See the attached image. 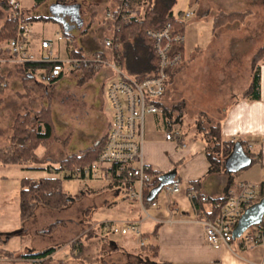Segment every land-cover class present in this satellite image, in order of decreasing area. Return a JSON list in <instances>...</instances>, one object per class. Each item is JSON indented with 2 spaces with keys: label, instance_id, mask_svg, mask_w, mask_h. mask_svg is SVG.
I'll list each match as a JSON object with an SVG mask.
<instances>
[{
  "label": "crops",
  "instance_id": "obj_1",
  "mask_svg": "<svg viewBox=\"0 0 264 264\" xmlns=\"http://www.w3.org/2000/svg\"><path fill=\"white\" fill-rule=\"evenodd\" d=\"M192 1L193 0H190L189 4H192ZM220 1L230 6V9L220 8L215 13L214 17L219 12L247 11L236 9L234 7V2L232 3L234 0ZM27 2H25L23 13L25 19L31 26V37L26 44L29 50L34 53L45 54V52L40 49V42L49 39L43 35L44 29L37 30L34 28L35 25H42L40 24L41 22H39L40 19L37 18L43 17L58 24L62 29V34L69 35L74 39L75 55L89 56L100 51L106 57L111 56V51L104 47L103 40L110 36L109 22L105 18V15L107 12L113 11L116 8L115 0H69L66 2L46 0L39 5H36L35 0H27ZM73 6L77 9L75 12L72 8ZM41 7L47 9L46 13H43L45 10ZM181 12L182 10H180L178 14ZM206 12L208 11L205 10L202 14L204 15ZM6 13L3 12L4 19L0 22V26L8 16V13ZM244 19L239 22L226 24L213 33L215 36H220L218 38H220L221 41H223L222 35H232L238 38L242 33L236 34V30H240L242 25L245 24ZM225 29H227L225 32L226 34L223 31ZM57 33L58 32H56V34ZM95 33L102 36L101 41L96 39L97 42H94L92 40V36ZM259 42L261 41L253 44L255 51L264 44ZM52 44L55 56L65 58L66 53L63 49V45L53 42ZM134 44L135 40H131L130 45L133 46ZM139 45L137 52L141 59L136 58V60L140 62V65H130L128 59L130 54H128V52L132 49L131 47H121L120 51L122 68L135 77L147 76L153 73L156 65L155 59L148 55L147 44H145V42H140ZM255 51L246 56L245 69L243 71H239L238 68H235L237 67L235 64L237 62L236 60L239 59L238 56H218L217 60L222 61L226 58L227 61L224 67H219L213 71L212 77L217 78L214 79V81L219 84L215 92V97L211 98L213 102L209 104L208 107L201 105L194 113H204L206 117V122H204L205 125L207 127L210 125H217L224 140L243 141L247 148L250 146L248 149L255 152L258 156L256 162L246 168L230 170V172H228V170L208 172L210 163L206 156L205 144L201 139V133H198L194 127H184L182 123L189 99L188 97L180 95H178V99H176L172 98L171 95V87H175V85L178 84L176 79L181 75L187 76L189 74L191 77L195 78L197 74L196 71L189 68L191 62H186L187 64L185 66L184 48H182V61L178 67L172 70L173 72L169 76L165 92L158 103L159 112L156 114H147L144 117L141 146V159L144 165L153 173V176L151 175L152 179L155 177L154 174L159 178L162 174L175 171L174 182L179 183L180 190L171 194L164 192L162 189L153 192V188L156 187L153 186L146 194V200L148 202H155L156 205L152 207L147 204L145 206V213L135 203L128 199L125 187L122 184H109L104 181L78 184L80 189L77 194L79 193L82 197H85L89 192H97L98 196L101 197V202H99L97 207L101 209L107 208L113 212L112 216L115 221L129 220L138 222L142 231V238L144 239V244L142 246L147 248L149 253L151 252L148 250V246L151 241H154L157 246V252L153 256V264H211L212 262H216L217 264H264V247H244L239 238L233 239L229 247L222 246L219 249H214L206 244L204 227L201 220L202 217L198 212L199 203L196 201L203 195L210 199L222 198L226 192L229 173L233 177V173L239 170H241V173L238 178L233 177V186L237 185L239 182H252L255 184L264 182V62L260 63L259 68L260 84L258 98L249 99L244 96L251 80V57ZM191 60L195 61L196 59L192 58ZM208 70L209 67L204 66L200 72L204 73L208 72ZM188 72L189 74H187ZM67 76H71L74 82L80 83L81 75L64 74L48 87L40 83H36V85H43L45 93L49 94L54 91H52L53 86L58 82L64 81ZM113 78V71L109 67H102L96 71L90 79L83 82L87 85L92 84L94 81L97 83V111L93 113L87 111L93 98L91 96L88 98L86 91L81 97V102H79L82 110H85L84 113L81 114L80 123L82 124H80V127L82 128L81 125H83L84 119H88L89 117L95 119L93 132H91V134L89 131L83 132L82 130L80 135L76 134V132L72 134L67 128L60 127L61 123L58 119L55 122L57 125H55L53 121L55 118L48 101L45 103L43 102V104L34 105L39 98L38 95H40V92H38L35 98L28 101V107L17 112L11 119L10 125L4 130V133H1L0 147L2 148L9 145L11 127L17 116L29 111H38L43 107L50 109V121L55 134L54 141L48 147H45L47 150L53 149L51 151L45 150L43 153L47 171H49V166L57 167L61 165V161L67 157L81 155L84 151L97 146L105 138L111 120V112L110 116H107L103 114L100 109L103 108L105 104L106 86ZM6 79L8 81L7 87H10V90L17 95L28 97L30 89L33 90L25 85L26 91H20L23 85L30 81V79H25L24 74L18 70L8 71ZM227 81L228 83L226 84ZM168 84H170L169 89H167ZM204 84L205 86L214 87V83L210 78L205 80ZM33 88H35V86ZM37 90L38 88L36 86V91ZM4 94L5 91L3 90L0 93V103L4 101ZM5 98L9 100L14 98V96L8 93ZM40 99H42V97ZM190 99H192V96H190ZM180 102L184 104L183 111H172ZM30 105L32 107H30ZM57 126L60 127V134H56ZM168 133L172 135L171 139H166V134ZM39 147H37L36 150L39 149ZM242 157L245 158L244 156ZM23 167L24 166H22V168ZM233 167L235 166L233 165ZM25 168L34 169L35 166H25ZM128 168V165L106 164L102 176L104 177L107 173L108 176L112 178H119L122 180ZM59 175L60 174L57 172V176ZM190 193L195 195L194 199H190ZM77 194L72 195L69 193L68 198L75 199L74 197ZM203 207L204 209L206 208L205 204H203ZM96 236V234H93L90 238L89 236L84 237V242L81 240L79 243L80 253L76 259H73L74 263L84 264V262L87 261L90 263L91 255L93 256L94 254V249L92 250L90 246L93 243L90 244V242L92 241L91 238ZM124 238L127 239H123L124 241L122 244L115 243L112 240L102 245L106 248L109 247V254H124V248L126 246L139 242V238L135 235L125 236ZM66 244L67 243L57 246L56 249L59 247L62 248V246ZM32 250H29V252ZM51 257L52 260H61L58 251ZM2 259L3 258H1V260ZM51 262L53 263V261ZM96 263L98 264V262Z\"/></svg>",
  "mask_w": 264,
  "mask_h": 264
},
{
  "label": "rangeland",
  "instance_id": "obj_2",
  "mask_svg": "<svg viewBox=\"0 0 264 264\" xmlns=\"http://www.w3.org/2000/svg\"><path fill=\"white\" fill-rule=\"evenodd\" d=\"M189 1L190 0H177L173 7V12L174 14H178V12L182 10V12L192 13L184 21V64L186 66V62H191L189 68L196 71L197 74L194 78L191 77L188 72L187 74L189 75H181L176 79L178 84L175 85V87H171V95L172 98L176 99H178V95L188 97L189 102L186 112H184L182 123L186 128L190 126L196 128L195 124H197L196 117L198 114H196V112L194 113V111L201 105L208 107V105L213 102L211 98L215 97V92L219 87L218 82L214 81V79L217 78L212 77L213 71L219 67H224L227 61L226 58L222 61L217 60L218 56H238L239 59L236 60V63L234 62L237 66L235 68H238L239 71H243L245 69L246 56L255 51L253 44L258 41H261L259 43H264V0L232 1L236 9L247 10L249 13L244 19L245 24L242 25L240 30H236V34H242L239 35L238 38L232 35H222L223 41L218 38L220 36L214 35L213 32L217 29L214 31L212 19L220 8L230 9V6H227V4H224V2L220 0H195V2L193 0L192 4H189ZM25 2H27V0H23V6H25ZM72 8L74 12L77 10L74 6ZM43 10H45L43 13H46L47 9L43 8ZM205 10L208 12L203 15L202 13ZM3 12L5 11L0 8V22L4 19ZM39 22H41L40 24L42 25H35L34 28L37 30L44 29L43 35L53 43H56V32L62 34V29L58 24H55L51 20H40ZM226 30L227 29L223 30L224 33ZM92 38L94 42H97V40L101 41L102 36L95 33ZM260 47H258V49ZM192 58L196 60L193 61L191 60ZM204 66H208L209 70L208 72L202 73L200 71ZM209 78L213 81L214 87L205 86L204 81ZM36 83L41 84L38 75H35L34 80L26 82L21 88L20 91L22 92H24V90L26 91L25 85L33 89H30L28 97L17 95L10 90V87L3 89L5 91V97L6 94L11 93L14 98L6 100L4 97V101L0 103V135L2 132L4 133V130L10 125L14 115L28 107V101L35 98L38 92H40V95H38L39 100L37 99L34 105L43 104V102L45 103L48 101L55 118L53 119L54 123L58 119L61 123L60 127L67 128L72 134L76 132V134L80 135L81 130L83 132L89 131L90 134L93 132V125L95 123L94 118L91 119V117H89L88 119H84L83 125H81L82 128L80 127V124H82L80 123L81 114L84 113L85 110H82L79 102H81V97L86 91L88 98H90V96L93 98L87 111L90 113L97 111L98 94L96 91L97 83L95 81L88 85L84 83L80 84L76 81L74 82L71 76H67L64 81L56 83L52 89V91H54H49V94L45 93L43 85L42 87L41 85H36ZM227 83L228 81L226 84ZM169 85L170 84L167 85V89L170 88ZM34 86L35 88H33ZM36 86L38 88L37 91ZM190 96H192V99H190ZM41 97L42 99H40ZM30 107L32 106L30 105ZM100 111L110 116L106 99ZM204 122H206V120H204L203 123ZM55 125H57V123H55ZM60 127L57 126L56 134H60ZM52 149L47 150L45 147L40 146L39 149L35 150V159L26 165L0 164V264H37L33 259L26 260L24 257L10 260L6 254L14 252L15 256L20 254L26 255L31 252L42 250L44 247H57L78 237L81 232L86 230L91 224L93 225L104 220H114L112 216L113 212L107 208L101 209L97 207L99 202H101V197L98 196V193L89 192L85 197H82L79 193L77 194L80 187L78 185L79 183L74 180H65L61 182V188L64 192L72 195L77 194L73 201L69 200L68 203L60 209H52L38 205L31 218L26 220L20 218L19 190L21 187V180L46 177L59 178L57 172L47 171L45 168V156H43V153L45 150L51 151ZM30 165L37 168H25V166ZM22 166L24 167L22 168ZM240 173L241 170L234 172L233 177L238 178ZM89 210L91 211L88 214L87 212H89ZM93 230L94 231L89 232L86 237L89 236L90 238L93 234L98 236L91 238L92 241L90 242V244L93 243L90 246L92 250L94 249V254L93 256L91 255L90 263L87 261L84 262V264H97L96 262H98V264H153V254L149 253L147 248H144L139 242L126 246L124 248V254H109V247L106 248L102 245L112 240L115 243L122 244L123 241L127 239L124 237L130 236V234H112L111 232L97 228ZM82 241L84 242V237ZM29 250L32 251L29 252ZM63 251H69L68 247ZM59 255L61 256V251ZM1 258L3 259L1 260ZM52 261L53 264H59L58 259ZM73 261V259H68L67 263L74 264Z\"/></svg>",
  "mask_w": 264,
  "mask_h": 264
},
{
  "label": "built area",
  "instance_id": "obj_3",
  "mask_svg": "<svg viewBox=\"0 0 264 264\" xmlns=\"http://www.w3.org/2000/svg\"><path fill=\"white\" fill-rule=\"evenodd\" d=\"M11 17L15 21V35L0 43V88H6L8 81L6 74L10 70H17L28 64H38L35 70L43 85H48L64 74L81 75L84 70L98 71L102 67H109L114 78L105 89V97L111 112V120L102 149L95 160L86 165H77L68 169L61 165L49 166L51 172L57 171L59 181L74 180L79 184L95 181H104L109 184L124 185L128 199L146 213V205L154 207L155 202H148L145 194L153 188V179L141 159L142 135L144 117L147 114L159 112L158 103L165 92L169 79V70L178 67L182 61L179 51L174 46H181L184 35L175 32L170 23L157 30H147V36L152 40V48L156 60L153 73L144 77H135L127 73L120 63L121 31L118 19L129 18V0H115L116 8L107 12L105 18L109 21L110 36L104 40V47L111 51L106 57L100 51L89 56L75 55L74 39L69 35L56 34V43H61L66 53L65 58L56 57L53 44L50 40H42L40 49L45 54L34 53L26 47L31 37L30 23L23 13V0H6ZM191 12L175 14L180 22L190 16ZM170 133L166 139H171ZM250 146H248L249 148ZM106 164L128 165L125 177L112 178L106 173L103 177ZM137 164V165H134ZM166 193H176L180 190L179 183L173 182L164 185ZM264 190V183L239 182L229 187L225 195L219 199H210L200 196L199 200L205 204L202 224L205 233V242L214 249L222 246L229 247L233 241L232 231L238 223L245 209L258 202ZM194 199V194H189ZM97 228L112 234L135 235L140 245L144 244L140 225L136 221L104 220L91 224L81 234L71 239L65 246L54 250L49 256L61 251V260L68 264V259L78 256V244L83 237ZM244 247H264V215L259 223L250 226L239 237ZM68 247L67 252L63 251ZM79 264V263H74ZM211 264H217L212 262Z\"/></svg>",
  "mask_w": 264,
  "mask_h": 264
},
{
  "label": "trees",
  "instance_id": "obj_4",
  "mask_svg": "<svg viewBox=\"0 0 264 264\" xmlns=\"http://www.w3.org/2000/svg\"><path fill=\"white\" fill-rule=\"evenodd\" d=\"M44 1L46 0H35L36 5H39ZM58 1L66 2L69 0ZM176 1L177 0H129V18L118 19L117 23L121 26V31L119 34V55L121 47H131L132 49H130V52H128V54H130V56H128L130 65H140V62H137L136 60V58H140L137 52L140 42H145V44H147L146 47L148 50V55L155 59L152 48V40L147 36V30H157L162 28L167 23H170L175 32L183 33L185 23L180 22L173 12V7ZM0 8L8 13L4 23L0 26L1 43L15 35V21L11 17L10 9L6 0H0ZM248 13V11L228 13L219 12L213 19L214 31L222 25L242 21ZM37 19L47 20L48 18L41 17ZM131 40H135V44L133 46L130 45ZM182 46L183 45L174 46L173 50H177L181 53L183 48ZM261 62H264V45H262L251 58V80L247 91L244 93V96L249 99L258 98L259 95V68ZM38 67V64H28L18 68L17 70L24 74L25 79L34 80V73ZM172 70L173 69L169 70V76L173 72ZM95 72L96 71L93 70H84L81 73L80 83L90 79ZM1 79L2 78L0 77V80ZM52 83L44 86L48 87ZM2 91L3 88H0V93ZM183 106V102H180L172 109V111L179 110V112H182ZM196 118V130L198 133H201V139L205 144L206 156L210 163L208 172L225 171L226 159L233 152H235V154L244 156L248 160V163L240 169L246 168L258 160L256 153L248 149L243 141L224 140L217 125H210L206 127L203 123L204 119L206 120L204 113H198ZM54 139L55 134L50 121L49 108L43 107L38 111H29L23 115L17 116L11 127L9 145L0 148V164L26 165L35 159V150L38 146L48 147L54 141ZM104 141L105 138L97 146L84 151L81 155L67 157L61 161V166L68 169H73L77 165H86L91 163L93 160H95L98 153L102 149ZM150 174L153 176V173L150 172ZM154 176L153 186H156L158 184V176L156 174H154ZM233 185V177L229 173L226 190ZM261 196H264V190H262ZM68 201V194L62 190L61 182L57 177H47L40 179L27 178L21 180V187L19 190V211L20 218L23 220L31 218L34 214L36 206L38 205L52 209H60L66 205ZM196 201L199 203L198 212L201 217L204 218L203 204L199 199ZM90 211L91 210H89L87 213L89 214ZM55 249V246H48L42 250L31 252L26 255L20 254L15 256L14 252H9L6 255L10 259L15 260L24 257L26 260L33 259L37 264H53L49 255ZM78 249L79 256V244ZM148 250L153 254V256L156 254L157 246L154 241L150 242ZM59 264H64V262L59 260Z\"/></svg>",
  "mask_w": 264,
  "mask_h": 264
},
{
  "label": "water",
  "instance_id": "obj_5",
  "mask_svg": "<svg viewBox=\"0 0 264 264\" xmlns=\"http://www.w3.org/2000/svg\"><path fill=\"white\" fill-rule=\"evenodd\" d=\"M248 163L246 158H243L242 155L235 154L233 152L227 159H226V167L228 171L230 170H237ZM233 165L235 167H233ZM175 171H171L165 174H162L158 178V184L155 188H153V192L159 191L162 189L164 185L171 184L174 182ZM69 200H73L72 198ZM264 215V196L255 204L249 206L245 209L244 213L238 220L237 225L232 231L233 239H237L240 237L241 233L245 231L252 225L259 223Z\"/></svg>",
  "mask_w": 264,
  "mask_h": 264
}]
</instances>
